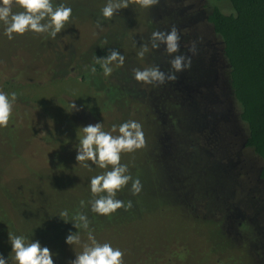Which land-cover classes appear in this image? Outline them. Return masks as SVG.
Listing matches in <instances>:
<instances>
[{
    "label": "rangeland",
    "instance_id": "obj_1",
    "mask_svg": "<svg viewBox=\"0 0 264 264\" xmlns=\"http://www.w3.org/2000/svg\"><path fill=\"white\" fill-rule=\"evenodd\" d=\"M52 3L72 8L69 22L55 38L48 33L28 31L24 35L13 34L14 38L9 40L2 33L5 25L0 22V67L14 62L11 46H16L14 53L24 57L20 46L30 35L37 34L41 38L39 44L32 43L40 53L33 64L43 76L41 80L20 81L4 90L0 88L9 98L11 93L17 94L8 126L0 127V254L8 264H17L9 232L48 247L54 254V264H69L82 251L81 245L65 242L69 232L79 231L82 243L88 242L87 231L73 226L77 212L88 216L89 228L99 243H110L124 253V264H128L129 247L135 241L159 244L176 233L188 246L196 238L199 252L200 243L206 241L203 238L213 241L211 237L218 236L216 231L219 240L228 242L229 249L222 252L217 249L214 264L221 261L264 264V237L259 232L260 228L264 230V218L258 201L264 198V190L257 182L260 162L249 149L240 150V137L245 138V130L229 94L230 114L236 117V125L221 118L212 122L205 119L204 127H196L197 111L179 98L173 81L144 84L137 82L133 74L134 68L154 65L169 72L172 56L163 45L151 48V34L175 26L182 36L189 31L184 18L191 14L190 9L204 15L213 3L159 0L158 5L143 8L130 0L129 7L119 10L111 19H105L101 11L107 0H52ZM21 10L19 6L13 8L14 12ZM198 23L203 26L195 29L197 34L204 37L205 29L206 37L220 49L203 20ZM184 41L182 37L180 43ZM142 44L149 46L143 58L138 56ZM201 45L208 46L205 42ZM110 49H118L125 56L123 66L117 67L115 62L110 65L114 80L124 85L120 93L107 97L108 104L104 106L93 85L98 82L96 74L107 76L103 70L93 73L91 68L99 64L96 57H106ZM208 50L199 46L193 59V69L201 77H207L211 60ZM118 100L120 103H116ZM69 102L80 110L66 108L63 120L61 107ZM28 118L35 137L41 138L42 143L54 142L59 136L58 145L68 148L59 151V157H41L27 142ZM128 120L142 125L146 145L121 153V164L128 166L133 179H140L142 191L133 195L129 182L117 192L116 198L125 203L131 200L132 208L99 215L91 211L88 203L95 198L90 191V179L111 170V166L101 169L89 161L90 167L86 168L76 161L83 137L81 130L99 122L104 131H110L112 125L119 126ZM67 129L70 131L66 132ZM229 130L235 137L232 134L228 137ZM118 134V130L113 133ZM226 161L233 164L231 170L223 165ZM81 200L85 201L83 208ZM64 210L69 213L63 218L68 222L59 216ZM116 217L127 221H118L116 225ZM144 244L139 249L146 250ZM193 259L191 264H195Z\"/></svg>",
    "mask_w": 264,
    "mask_h": 264
},
{
    "label": "clouds",
    "instance_id": "obj_2",
    "mask_svg": "<svg viewBox=\"0 0 264 264\" xmlns=\"http://www.w3.org/2000/svg\"><path fill=\"white\" fill-rule=\"evenodd\" d=\"M143 8H151L159 4V0H135ZM130 0H107L102 8V15L105 19H111L119 10L129 7ZM19 6L21 11H13ZM235 14L234 9L223 10L222 14ZM72 16V8L63 3L54 6L52 0H0V22L5 25L4 33L9 40L14 38L13 34L24 35L28 31L37 34L48 33L55 38L64 29L66 23ZM97 27H102L97 22ZM181 36L179 30L173 26L168 31H154L150 37L151 48L159 49L164 46L165 52L172 56L169 61L171 70L164 72L158 65L144 69L134 68V79L137 82L152 85H162L168 81L177 80L176 73L184 71L191 66V57L179 53ZM149 51L148 44H142L138 56L143 58ZM189 51L195 54L196 48L193 42ZM176 54V55H173ZM116 63L117 67L123 66L125 56L118 49H110L109 54L104 58L96 57V63L103 68L105 76H110L113 68L110 66ZM91 71L95 73L96 68ZM17 99L15 92L9 95L0 91V127H7L12 116L13 103ZM72 110L79 111L77 105L70 104ZM118 135H113L117 132ZM84 136L79 141L76 161L88 168L91 164L101 169L111 170L91 177L90 191L95 197L88 203L91 211L99 215L108 216L123 208L125 211L132 208V201L125 203L116 198L118 191L131 182V192L138 195L142 191V183L139 178L133 179L129 173L128 166L121 164V153L133 152L146 145L145 134L142 125L135 120H128L119 126L112 125L110 131L103 130L102 123L88 124L82 127ZM80 206H85V201H80ZM69 215L67 210L60 212L63 219ZM65 222V219H63ZM73 226L79 230L84 229L88 233V242L82 243L79 231L69 232L65 242L68 245H81L82 251L76 254V258L69 264H124V253L119 248H114L110 243H99L92 230L89 228V218L83 212H77L73 217ZM9 242L12 246V253L15 254L17 264H54L53 253L48 247H42L40 242L29 241L23 235H14L9 232ZM0 264H8V260L0 254Z\"/></svg>",
    "mask_w": 264,
    "mask_h": 264
},
{
    "label": "trees",
    "instance_id": "obj_3",
    "mask_svg": "<svg viewBox=\"0 0 264 264\" xmlns=\"http://www.w3.org/2000/svg\"><path fill=\"white\" fill-rule=\"evenodd\" d=\"M207 1L213 5L211 9L207 10L206 20L212 29V35L219 43L221 56L226 65L225 74L229 96L236 116L245 130L244 147L249 149L260 162L258 177L263 183L264 190V0ZM225 9H234L235 14H222ZM28 38L20 46L24 57L14 53L16 46H11L10 48L13 50L11 58L14 62L0 67V88L3 90L20 81L25 83L43 78L42 73L37 71L33 64L40 50L34 49L32 42L37 41L39 44L41 38L39 39V36L37 38V34H32ZM30 50H33V53ZM95 68L97 72L103 70L99 64H95ZM112 73L107 77L95 75L98 82L93 85L94 91L101 97L100 103L104 106L108 104L106 102L107 97L115 92L120 93L124 85V82L114 80ZM126 93H128L127 90ZM71 103L61 107L64 114L63 120L66 117L65 109L70 107ZM116 103H120V101ZM30 118L25 124L29 128L27 136L29 145H32V149L41 157L47 159L59 157V151L63 152L68 147L58 145L59 136L54 142L42 143L41 138L35 137V131L30 128L32 126L31 120L29 121ZM69 131V129L66 130V132ZM81 133L84 136L82 130ZM40 143L43 145L40 146ZM118 214L116 213V216ZM115 219L116 225L118 221H127L126 219H118V217ZM127 219L130 220V218ZM214 233L218 236L211 237L213 241H207L206 238H203L206 241L200 243L199 252L197 251L199 246L195 242L196 238L195 240L193 238L188 246L183 239L175 236L176 233L171 236L172 242H170L171 239H164L159 244L151 242L144 244V242L146 250L139 249L143 245L142 241L141 244L135 241L129 247V258L126 261L128 264H191L190 261L194 258L195 264H214L213 257L217 249L221 252L229 249L226 246L228 242L224 241L223 238L218 239V231ZM217 264L228 263L221 261Z\"/></svg>",
    "mask_w": 264,
    "mask_h": 264
},
{
    "label": "flooded vegetation",
    "instance_id": "obj_4",
    "mask_svg": "<svg viewBox=\"0 0 264 264\" xmlns=\"http://www.w3.org/2000/svg\"><path fill=\"white\" fill-rule=\"evenodd\" d=\"M200 1L202 2V0ZM190 10H191V14L187 18H184L185 20L184 26H186L189 29V31L188 30L185 31L181 36V38L184 37L186 41L180 43L179 53L176 54H183L185 56H190L191 66L189 68H186L182 72L176 73L177 80L173 81L174 82L173 87L175 88V91L179 93V98L184 99L187 105L196 109L197 111L196 127L200 125L202 126L205 119L208 122L209 121L212 122L214 120L218 121L221 118H223V121L229 119V121L233 125H236L235 124L236 117L233 114H230V109H232V107H230V103H228L229 91L227 87V78L225 74L226 65L222 59L221 51L220 49L217 48L218 46H216L214 43L210 41L208 37H206L205 29H204V37L197 34V32L195 31V29L196 28L198 29V26L201 25V24L199 25L198 20L201 21L203 20L204 25L208 26L205 28H208L209 32L212 34V29L206 20L207 13L203 15V13H201L198 10L195 9H190ZM193 24H196V27H194ZM193 42L195 43V48H196L195 54L197 53L199 46H201V48L209 49L208 51L210 52L209 55L211 56V60L207 68L208 70L207 77H201L198 74V72L194 71L193 69V64H194L193 59L195 57V54L189 51V48L192 46ZM203 42L207 43L208 46L207 47L202 46L201 44ZM169 70H171V66H169ZM223 106L225 107L223 108ZM204 113L206 116L203 115ZM202 127L200 128L201 130ZM233 128L235 129L234 126ZM229 131L227 132L229 134L228 137H231L230 134H232L235 137V133L232 132V130ZM240 138H241L240 150H244L245 139L243 137ZM226 162L223 165H226V167H228V169L231 170L233 164L231 165L230 162L226 164ZM257 179H258L257 182L258 183L260 182L261 186L263 187V183L260 181L258 177ZM258 197L259 195L257 196V198ZM258 201H260L261 206L259 208L263 213L262 218H264V209H263L264 205L262 204L264 203V198L263 199L259 198ZM259 220H262L261 216ZM259 232H261L264 237V230L260 228Z\"/></svg>",
    "mask_w": 264,
    "mask_h": 264
}]
</instances>
